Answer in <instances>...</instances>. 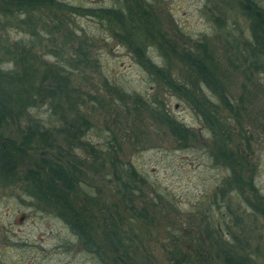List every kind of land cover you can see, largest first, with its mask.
<instances>
[{
  "label": "rangeland",
  "instance_id": "374dc122",
  "mask_svg": "<svg viewBox=\"0 0 264 264\" xmlns=\"http://www.w3.org/2000/svg\"><path fill=\"white\" fill-rule=\"evenodd\" d=\"M66 1L84 5L113 2ZM256 1L264 8V0ZM243 2L151 0L150 28L154 40L148 53L161 63L157 48L164 49L167 44L174 48L176 53L169 54L167 61L179 81L189 75L179 55L200 57L206 47L209 55L206 62L223 84L232 106H223L206 87L204 92L219 104L217 114L222 123L245 135H232L229 146L246 162L249 160L250 167H255L253 182L264 195V56L255 67L243 50L244 42L251 38L241 11ZM217 16L223 25L218 26ZM69 20L79 30V37L85 38L83 48L90 56V63L72 74V84L81 89L85 101L81 110L95 126L85 136L102 147L96 155L77 149V156L85 161L80 167L85 170L86 178L70 194L71 201L77 206L83 204L82 217L92 219L95 245L100 253L107 255L109 264H177L174 257L181 258L182 254L188 256L187 262L200 264V254L191 250L186 232L191 229L200 232L204 212L210 215V220L224 219L219 212L222 207L212 205V195L228 172L222 161L214 162L210 152L213 141L207 125L184 97L152 78L105 23L79 15H72ZM5 30L12 36L15 33L13 28ZM121 89L139 92L147 100L153 96L160 98L169 114L194 131L195 136L187 135L185 141L172 134L164 123ZM3 131L13 136L18 133L15 124L3 127ZM56 136V142L65 146L63 135ZM108 141L114 149L108 147ZM26 150L15 149V173L7 182L0 180V264H102L100 257L84 248L55 210L44 206L27 190L23 174L27 167L35 166L39 149ZM115 157L124 165L137 166L134 208L124 203L114 182ZM252 169L244 171L245 175ZM84 190L94 194L96 202ZM221 202L237 205L233 194L220 199ZM112 206H116L123 235L130 244L127 255L115 251L124 262L104 250L109 246L102 218ZM246 209L250 211L249 206ZM257 218L258 232L264 241V217ZM216 264L222 263L216 260ZM256 264H264V242Z\"/></svg>",
  "mask_w": 264,
  "mask_h": 264
},
{
  "label": "trees",
  "instance_id": "16d2710c",
  "mask_svg": "<svg viewBox=\"0 0 264 264\" xmlns=\"http://www.w3.org/2000/svg\"><path fill=\"white\" fill-rule=\"evenodd\" d=\"M150 1L113 0L109 5H84L66 0H0V180L7 182L15 173V149L21 152L27 151L28 147L39 149L35 166L27 167L23 174L27 190L44 206L57 212L85 249L100 257L102 264H109L107 255L100 253L95 245L92 219L83 218V204L77 206L70 199V194L86 178L85 170L80 167L85 161L77 156V149L90 151L93 155L97 154V149L102 150L85 136L95 126L81 110L85 103L81 89L72 84V74L89 64L90 56L83 48L85 38L79 37V30L72 26L69 18L72 15L93 17L108 26L112 35L130 49L152 78L191 104L210 131L213 141L210 152L214 162L222 161L228 169L212 195V205L222 207L219 212L224 219L210 220V215L204 212L200 232L192 229L186 232L191 250L200 254L199 263L212 264L213 261L216 264L218 260L222 264H256L264 242L263 235L258 232L257 220L258 215L264 217V195L253 182L255 167H250L249 160L246 162L229 146L232 135H245L222 123L217 114L219 104L205 94L204 89H210L225 107L232 106L231 99L206 62L209 57L206 47L200 57L186 53L179 55L189 73L185 80L179 81L171 73L167 61L169 54L176 53L174 48L168 44L164 49L157 48L161 63L149 55L148 48L154 40L150 28ZM241 11L251 35L244 42L243 50L251 64L257 67L264 56V8L256 0H245L241 3ZM215 19L218 26L223 25L221 17ZM8 27L15 30L13 36L5 30ZM73 36L79 40L74 41ZM3 62L7 64L3 65ZM120 91L148 109L150 115L164 123L172 134L185 141L187 135L195 136L194 131L169 114L160 98L153 96L147 100L139 92ZM9 124L17 126V135L4 133L3 127ZM57 134L63 135L65 146L56 142ZM108 145L114 149L110 141ZM112 168L114 182L124 203L134 208L132 198L137 186V166L124 165L115 157ZM248 168L253 169L246 176L244 171ZM84 192L89 199L97 200L88 190ZM229 194L237 200L235 207L230 202L219 203ZM120 218L116 206L102 218L109 246L104 250L124 262V258L115 252L120 250L118 252L127 255L130 248L118 221ZM174 260L177 264H191L185 254Z\"/></svg>",
  "mask_w": 264,
  "mask_h": 264
}]
</instances>
